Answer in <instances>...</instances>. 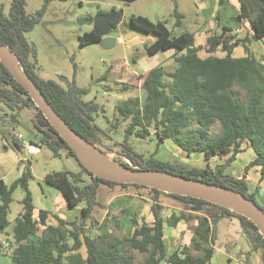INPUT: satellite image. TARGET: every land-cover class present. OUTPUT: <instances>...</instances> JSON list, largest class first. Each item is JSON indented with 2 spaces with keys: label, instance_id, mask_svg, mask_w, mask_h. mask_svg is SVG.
I'll use <instances>...</instances> for the list:
<instances>
[{
  "label": "trees",
  "instance_id": "1",
  "mask_svg": "<svg viewBox=\"0 0 264 264\" xmlns=\"http://www.w3.org/2000/svg\"><path fill=\"white\" fill-rule=\"evenodd\" d=\"M238 2L239 9L230 16V24L208 36L202 45L195 44L194 35L189 31L172 35L171 29L180 25L182 17L176 9L173 11L176 20L171 29L165 20L154 22L144 15H131V26L146 35H153L151 42L142 43L145 50L154 54L175 48L173 58L177 65L173 70L161 65L149 69L142 76V99L129 96L117 102L114 105V121L108 129L98 124L95 118L100 111H104V106L93 100H84L89 91L87 88L78 86L74 78L71 84L63 86L37 73L36 49L25 33L41 20L49 0H44L42 7L33 14L26 12L25 0H11L7 13L0 6V43L9 46L18 56L19 65L36 83L52 108L91 144L101 149L104 140L111 139L109 131L117 129L121 120H129L123 139L117 144L120 157L125 159H118L120 164L131 169L159 170L229 187L253 199L264 210V203L255 199L257 187L248 192L249 185L244 176L237 177L229 171L245 141L255 153V157L245 165V172L252 166H258L259 179L264 180V63L251 53L248 46L251 39L264 37V0ZM223 3L224 0H219V5ZM244 22L251 30L250 37L247 32L243 35L234 32ZM116 25L112 23V28ZM101 37L91 29L84 32L79 40L80 44H88L98 42ZM239 45L246 55L232 56L233 49ZM217 49L224 55H214ZM199 51H204L206 56H200ZM73 68L75 70L74 63ZM122 85L119 91L129 87L125 83ZM244 87L246 96L240 90ZM0 102L10 110L9 118L14 122L20 110L28 108L33 111L31 122L40 144L33 146L44 145L53 156H60L63 151L81 166L77 172L60 170L45 175V181L61 191L69 207L80 206V218L67 221L54 214L55 224L47 223L48 211L44 209L38 210V221L34 217L32 194L28 188V181L33 178L29 160L19 162L23 164L22 172L12 183L6 184L0 179V230L8 228L7 235H10L6 244L0 241V254L5 248L12 249L10 264H159L162 260L167 264H205L214 253L215 224L220 216L238 219L251 250L260 253L264 264V237L246 215L209 200L94 176L79 162L2 61ZM212 127H218V131L212 134ZM151 133L156 136L158 144L171 139L188 156L192 152H202L206 159L218 158L221 161L212 167H199L173 158L160 159L156 157V152L146 154L137 151L130 137L145 139ZM13 145L22 152L23 146L15 138ZM102 183L147 189L152 200L153 221L136 223L127 235H91V214L97 205H101L97 190ZM19 185L23 188L21 210L12 221H8L13 191ZM162 195L170 196L201 214L194 216L182 211L165 218L159 200ZM207 207L218 210V215L209 218L203 213ZM191 217H196L197 222L192 227L190 243L167 254L163 244L164 224L175 226L178 221ZM132 220L136 221L135 218ZM39 225L43 226L40 235L37 234ZM82 246L85 247L84 256L80 251ZM135 253L141 254L142 258L137 259Z\"/></svg>",
  "mask_w": 264,
  "mask_h": 264
},
{
  "label": "rangeland",
  "instance_id": "2",
  "mask_svg": "<svg viewBox=\"0 0 264 264\" xmlns=\"http://www.w3.org/2000/svg\"><path fill=\"white\" fill-rule=\"evenodd\" d=\"M25 1V10L28 14H33L44 3V0ZM10 2L11 0H0V6L3 7L6 13L8 12ZM185 3L189 4L186 16L181 19L180 26L172 28L176 20V17L172 14L174 8L173 0H133L131 2L118 0H49L41 20L33 29L25 33L27 40L36 49L37 73L41 77L53 79L63 86L71 84L74 78L78 86L87 88L89 91L84 95V100H93L104 106V111H100L95 118L98 124L108 129L111 122L114 121V105L117 102L126 99L127 96H135L142 99V75L157 65H161L167 70H173L177 65L173 58V53L176 51L175 48L160 50L154 54H150L145 50L142 43L151 42L153 36L146 35L139 29L131 26L130 16L138 14L146 15L154 22L165 20L167 26L170 29L172 28V35H176L184 30L194 32L197 19L195 10L192 7L191 1H185ZM160 7L163 10V16L155 9H160ZM223 8L222 6L221 12H223ZM114 9L120 11L121 19L117 23L116 28H112L107 35L115 39L121 36L123 41L118 42L115 40L114 44L108 48H102L97 42L80 44L79 37L84 32L92 29L93 17L99 13L110 12ZM228 10L233 13L231 8L228 7ZM78 19L81 20L80 24L77 22ZM243 30L241 34L248 32V29ZM127 33H131L133 35L132 38L139 36L142 40L140 39L137 44L129 45L128 40L124 38ZM250 48L252 50L251 53L264 63V43L254 42L252 46L250 45ZM202 54L203 52H201ZM214 54L219 56L224 55L220 49H217ZM133 57H135V62ZM73 63L75 64V70ZM107 69H109L108 72H106ZM123 83L129 87L124 91H119ZM106 86L110 89H107ZM240 90H242V95L246 96V87ZM9 112L10 110L0 102V126L10 128L12 134L20 133L23 139L29 141L31 144H39L38 137H34L36 131L31 122L33 111L28 108L20 110L16 122L10 120ZM128 123L129 120H121L117 129L109 131L111 139L104 140L101 146V151L104 150L105 155L117 163H119L118 159L125 161L119 155V146L117 144L123 139L124 129ZM217 131L218 127H212V134ZM151 132H153L152 129ZM30 138H34L36 142L29 140ZM8 141L12 144L11 149L4 148L5 145L0 143V158L4 160L0 162V178L3 177L5 180H8L15 174V170L7 172L13 165L14 159L19 157V160L23 158L24 162L29 160L31 162L30 169L33 178L28 181V188L32 194L34 212H38L39 209L47 210L49 212V223L53 224L55 219L52 212L63 215L59 208L65 198L59 189L45 181V175L48 172L60 170L77 172L81 168L80 164L74 157L67 156L63 151L60 152V156H53L51 150L44 145H41L37 150L24 148V151L20 153L13 147L10 135H8ZM130 141L137 151L146 154L156 152V157L160 159L173 158L199 167L207 165L212 167L216 162L221 161L218 158L215 160L212 158L206 159L202 152H192L188 156L171 139H165L162 143L158 144L157 138L153 133L145 139L132 135ZM242 147L246 151L241 153L229 168V171L235 176L242 174L243 168L246 165L245 163L251 158L252 154V149H247L245 141ZM239 149L241 150V147ZM236 166L242 167L238 171L234 170ZM250 175L256 179L257 171L252 168ZM248 185V192L257 187L258 191L255 194V199L258 203H264V182L259 185V182L248 181ZM105 186L102 183L98 187L97 198L99 200L105 199L103 197ZM129 189L132 193L142 191L145 192V195L147 194L146 189ZM22 196L23 188L19 185L13 191L9 218L12 219L21 210L20 200ZM176 208L180 207L176 206ZM67 211V214L79 216L78 218L81 217L80 206L78 209L77 207H68ZM204 213L214 216L219 212L218 210L212 211V209L205 208ZM121 217L122 214L120 212H114L111 209L107 213H104L101 207H97L93 214V219L97 223L93 220V227L89 226V232L91 235L98 233H112L119 236L127 235L129 233L127 225L123 227L119 224V218ZM106 229L107 232H103ZM41 230L42 225H39L38 233H41ZM7 231L8 228L3 231L0 230V239L7 237ZM215 233L217 236L214 244L215 258H218L217 254L227 253L230 256L227 261L229 264H263L260 253L251 250V244L243 233L236 217H220L215 224ZM80 251L84 256L85 247L82 246ZM135 254L137 259L142 258L141 254Z\"/></svg>",
  "mask_w": 264,
  "mask_h": 264
},
{
  "label": "crops",
  "instance_id": "3",
  "mask_svg": "<svg viewBox=\"0 0 264 264\" xmlns=\"http://www.w3.org/2000/svg\"><path fill=\"white\" fill-rule=\"evenodd\" d=\"M173 1H174L173 11H174V9H176L181 14V16H182L181 19L186 16V13H187V10L189 7V4L188 3L186 4L185 1H187V2L191 1L192 7L195 10V15H196L197 19H196V23H195V26H196L195 31L194 32L189 31V32L193 33L196 45H202L206 41L208 36L213 35L216 32H219L222 26L229 25L230 24V16L232 14L236 13L239 9L238 0H224V3L222 5H219V0H173ZM222 6L224 7L223 12H221ZM228 7L231 8V10H233V13L230 10H228ZM155 9L162 16L164 15L163 10H161V7H160V9H157V8H155ZM144 16H146V15H144ZM180 25H181V22H180ZM243 29H248L247 33L249 34V37H250L251 36V30H250L247 22H244L239 28H236L234 30V32L238 35H241ZM184 31H188V30H184ZM132 37H133V35H132ZM137 37L142 40L141 37L134 36V38H137ZM254 42L264 43V37L260 40L250 41V43L248 45L250 51H252L250 48V45L252 46V44ZM201 52H203L202 55H201ZM199 55L200 56H206V53L204 51H199ZM214 55H216V54H214ZM244 55H246V53H245L244 48L242 46L239 45L233 49L232 56L239 57V56H244ZM217 56H219V55H217ZM134 62H135V60H134ZM129 81H126V82L130 84L131 82H129ZM8 135H10V137L12 138V141H13V138H15V136H14V134L11 133L10 128L8 129L5 126H0V143L5 145L4 148H10L11 149L12 144H10L8 141ZM34 137H36V135ZM29 140L35 141L34 138H30ZM18 142L21 143L20 140H18ZM243 144L240 146L241 151L236 154V156H235L236 158L231 163L229 168L236 161L237 157L241 153L246 151V149H244L242 147ZM13 147H14V145H13ZM39 147L40 146H33V149H30V150H37ZM247 149H252V148H250L247 144ZM23 151H24V147L22 149V152ZM254 157H255V153L252 150L251 158H249L245 164H247L249 161H251ZM21 160L24 161L23 158H20V160H19V157L13 160L14 161L13 165L7 171V172H9V171L15 170V174L10 179L5 180L3 177L0 179H2L6 184H10L16 178H18L21 175L22 167H23V164H19V162ZM3 161L4 160L2 158H0V162H3ZM30 167H31V162H30ZM237 167H238V169H236ZM240 167H242V166H236L234 170L239 171ZM252 168H254L257 171V178L256 179L250 175V171ZM243 172H244V174H243ZM243 172H242V174H237L236 176L237 177L244 176V178L247 181H252L254 183L259 182V185H261L262 182H264V180L259 179V167L258 166H252L246 172H245V168H243ZM129 188L136 189L135 187H132V186L127 187V188H122L118 185H112V186L106 185L105 189H104V193H103V197L105 199L99 200L97 198L98 201L101 203V205H97L93 209L92 214H91L92 222H93V220H95V219H93L94 211L97 209V207L98 208L101 207L104 210V213H107L111 209L114 212H120L122 214V217L119 218L120 219L119 224L122 225L123 227H124V225H127V230L129 232L128 234H130V232L133 230L136 223L140 224L143 221H145L147 223H151L153 221V215H152L151 209H150L152 200L150 199V196H149L147 189H146V191H147L148 196H147V194L145 195V192H142V191H137L136 193H132ZM137 189H145V188H137ZM97 193H98V190H97ZM263 197H264V195H263ZM159 200H160V204L163 206L162 215L165 218L169 217L171 214L178 215L182 211L186 212V214L190 213L194 216L201 214L200 212L191 211L188 208V206H186L185 204H181L179 201H177L176 199H174L170 196L162 195V196H160ZM10 205H11V203H10ZM176 206H179L180 208H176ZM68 207L69 206L67 205L66 199L65 200L63 199V202L61 203V206L59 208V210L62 211L63 215H58L56 212L55 213L52 212V214L53 215L56 214L57 216L65 219L67 221L78 219L79 216L76 217V215L72 216L71 214H67ZM70 208H74V207H70ZM78 208H79V206H77V209ZM207 208L211 209L210 207H207ZM213 210L214 209H212V211ZM178 211H179V213H178ZM203 213H204V211H203ZM48 214H49V212H48ZM34 215L36 216L37 212H34ZM217 215L218 214H216L214 216H217ZM208 216H209V218H211L213 215L212 216L208 215ZM14 217L11 219V218H9V214H8V217H7L8 221H12L14 219ZM220 217H222V216H220ZM220 217H218V220ZM132 218H135L136 221L134 222L132 220ZM196 222H197L196 217H191V218H187L185 220L182 219V220L178 221L175 226H170V225H167L166 223L164 224V226H163V244H164V247H165L167 254L171 253L173 250L177 249L181 245L190 243L191 238L193 236L192 227L196 224ZM47 223H49L48 219H47ZM55 223H56V220L54 221L53 224H55ZM95 223H97L96 220H95ZM42 228H43V226H42ZM103 232H107V229L104 230ZM37 234L40 235V233H38V232H37ZM9 238H10V235H7V237L0 239V241L5 243L7 241V239H9ZM215 242H216V239H215ZM11 251H12V249H6V248L4 249V251L0 254V264H10V262H11ZM214 254H215V246H214V253H213L212 257L205 264H229L227 261L229 260L230 256L227 253L217 254L218 258L217 257L215 258ZM159 264H167V263L164 260H162Z\"/></svg>",
  "mask_w": 264,
  "mask_h": 264
},
{
  "label": "water",
  "instance_id": "4",
  "mask_svg": "<svg viewBox=\"0 0 264 264\" xmlns=\"http://www.w3.org/2000/svg\"><path fill=\"white\" fill-rule=\"evenodd\" d=\"M118 1L131 2L133 0ZM120 19L121 13L114 10H111L108 13H99L93 17L92 29L96 34L102 36L97 42L102 48H108L114 44L116 39L107 34L112 29V23L117 24L119 23ZM236 20L239 21L240 17L237 16ZM77 22L80 24L81 20L78 19ZM151 36L153 35L151 34ZM124 38L128 40L129 45L137 44L140 41L139 38H132L131 33H127ZM0 61H2L8 67L14 79H16V81L26 89L34 104L41 110L45 118L57 131L58 135L72 149L79 162L90 172H92L94 176L106 178L111 181H119L122 183H138L164 192L188 195L209 200L226 207L228 206L221 201L239 205L245 210V212L240 213L250 218L258 226L264 237V210L259 207L253 199H250L242 192L229 187L187 178L159 170L131 169L115 162L114 160L107 157L100 148L85 140L77 131H75L66 123V121L48 103L47 99L39 90L36 83L24 72L22 67L19 65L18 56L11 50L9 46L3 45L1 43ZM88 150H92L101 158H108L112 160V162L116 163L120 169L110 171L97 168L89 160L87 156Z\"/></svg>",
  "mask_w": 264,
  "mask_h": 264
},
{
  "label": "bare ground",
  "instance_id": "5",
  "mask_svg": "<svg viewBox=\"0 0 264 264\" xmlns=\"http://www.w3.org/2000/svg\"><path fill=\"white\" fill-rule=\"evenodd\" d=\"M87 156H88L89 160L93 163V165H95L99 169L110 170V171L120 169V167L117 166L116 163L112 162V160H110L108 158H101L92 150L87 151ZM221 202L233 210H236L239 212H245V210L239 205H236V204H233L230 202H225V201H221Z\"/></svg>",
  "mask_w": 264,
  "mask_h": 264
},
{
  "label": "built area",
  "instance_id": "6",
  "mask_svg": "<svg viewBox=\"0 0 264 264\" xmlns=\"http://www.w3.org/2000/svg\"><path fill=\"white\" fill-rule=\"evenodd\" d=\"M116 41H118V42H122L123 40H122L121 36H119V37L116 39ZM14 136H15L16 139H18V140H19V139L22 140L21 143H22V146H23L24 148H27V149H31V148H33V145H32L29 141L24 140V139H23V136H22L20 133H18V134H14ZM35 219H36L37 221L39 220V218L37 217V215L35 216Z\"/></svg>",
  "mask_w": 264,
  "mask_h": 264
},
{
  "label": "flooded vegetation",
  "instance_id": "7",
  "mask_svg": "<svg viewBox=\"0 0 264 264\" xmlns=\"http://www.w3.org/2000/svg\"><path fill=\"white\" fill-rule=\"evenodd\" d=\"M108 13V12H107Z\"/></svg>",
  "mask_w": 264,
  "mask_h": 264
}]
</instances>
